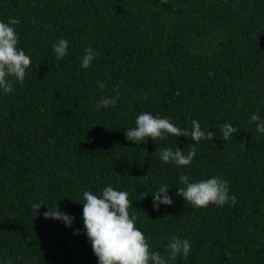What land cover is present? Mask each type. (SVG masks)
<instances>
[{"label":"trees","instance_id":"obj_1","mask_svg":"<svg viewBox=\"0 0 264 264\" xmlns=\"http://www.w3.org/2000/svg\"><path fill=\"white\" fill-rule=\"evenodd\" d=\"M9 17L32 64L23 85L0 89V264H98L83 192L109 185L128 193L152 250L167 256L173 234L189 240L173 264H264V134L249 122L264 119V0H0V22ZM89 47L97 55L84 69ZM114 88L116 105L97 110ZM142 112L216 135L134 145L124 131ZM226 122L239 130L225 141ZM161 146L197 153L180 167L160 160ZM185 174L226 180L237 203L191 208L176 195ZM163 184L173 203L157 211ZM57 204L71 226L43 217Z\"/></svg>","mask_w":264,"mask_h":264},{"label":"clouds","instance_id":"obj_2","mask_svg":"<svg viewBox=\"0 0 264 264\" xmlns=\"http://www.w3.org/2000/svg\"><path fill=\"white\" fill-rule=\"evenodd\" d=\"M166 4L167 0H160ZM20 23L19 19L9 17L8 21L0 22V89L4 93L15 91L14 83L23 85L26 71L30 68L32 61L22 49L18 48V34L15 26ZM69 42L59 39L53 45V51L57 59H63L67 53ZM97 53L92 48H86L85 54L80 58L81 67L87 69L94 61ZM98 89H104L106 85L97 81ZM114 96H102L96 108H107L115 106L119 99V90L114 88ZM250 123L255 122L256 131L264 134V119L253 114ZM191 130H184L175 126L169 118L154 117L148 112L140 113L135 120V127L124 131L128 141L134 145L151 138L153 142L166 140L168 136L191 137V140L199 144L201 140H213L215 132L202 129L198 120H192ZM239 128L229 123L220 126L223 140H229L237 133ZM159 158L164 163H172L177 166H189L196 156L197 148L191 147L187 153L175 147H158ZM146 175V174H145ZM179 182L184 187L177 188L176 195L182 197L191 208H206L210 204L223 207L231 202L234 206L237 203L235 195H230V189L226 180L213 177L197 182H189L188 175H180ZM169 187L163 184L158 190L152 193V205L154 210H159L161 204L171 205L172 197L168 195ZM148 194H143L144 196ZM82 220L84 231L91 243L92 251L98 259V264H173L178 256L187 259L191 250L188 239H181L173 234L169 238L165 251L167 256L159 251H154L145 235L136 227L137 217L129 214V208L133 201L129 199L126 191L115 190L111 185L103 188L97 195L91 191L83 192ZM42 203L33 204L38 210ZM48 208V207H47ZM45 219L62 221L65 226H71L73 217L60 211L58 204L48 208L43 213ZM11 264V261H8Z\"/></svg>","mask_w":264,"mask_h":264}]
</instances>
